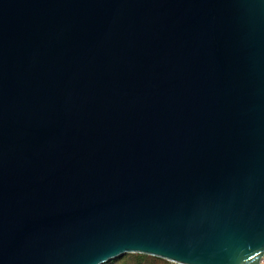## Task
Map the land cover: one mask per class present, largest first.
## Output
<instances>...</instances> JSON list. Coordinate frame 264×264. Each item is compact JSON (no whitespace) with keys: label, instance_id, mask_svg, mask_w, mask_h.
Masks as SVG:
<instances>
[{"label":"water","instance_id":"water-1","mask_svg":"<svg viewBox=\"0 0 264 264\" xmlns=\"http://www.w3.org/2000/svg\"><path fill=\"white\" fill-rule=\"evenodd\" d=\"M258 264L264 0H0V264Z\"/></svg>","mask_w":264,"mask_h":264},{"label":"rangeland","instance_id":"rangeland-1","mask_svg":"<svg viewBox=\"0 0 264 264\" xmlns=\"http://www.w3.org/2000/svg\"><path fill=\"white\" fill-rule=\"evenodd\" d=\"M114 264H170L169 262L151 257V256H144L141 257L138 254H126L121 258L112 260ZM110 262L106 263L109 264Z\"/></svg>","mask_w":264,"mask_h":264},{"label":"built area","instance_id":"built-area-1","mask_svg":"<svg viewBox=\"0 0 264 264\" xmlns=\"http://www.w3.org/2000/svg\"><path fill=\"white\" fill-rule=\"evenodd\" d=\"M258 264H264V256L260 259Z\"/></svg>","mask_w":264,"mask_h":264},{"label":"trees","instance_id":"trees-1","mask_svg":"<svg viewBox=\"0 0 264 264\" xmlns=\"http://www.w3.org/2000/svg\"><path fill=\"white\" fill-rule=\"evenodd\" d=\"M139 256H141V257H144V256H146V255H141V254H138ZM109 264H114L113 262H110Z\"/></svg>","mask_w":264,"mask_h":264}]
</instances>
